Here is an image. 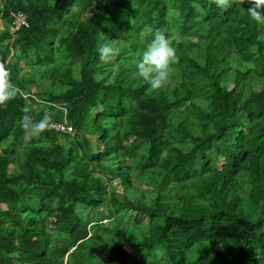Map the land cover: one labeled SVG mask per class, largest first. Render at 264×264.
Wrapping results in <instances>:
<instances>
[{
    "label": "trees",
    "instance_id": "1",
    "mask_svg": "<svg viewBox=\"0 0 264 264\" xmlns=\"http://www.w3.org/2000/svg\"><path fill=\"white\" fill-rule=\"evenodd\" d=\"M0 19V264H264V0Z\"/></svg>",
    "mask_w": 264,
    "mask_h": 264
},
{
    "label": "rangeland",
    "instance_id": "2",
    "mask_svg": "<svg viewBox=\"0 0 264 264\" xmlns=\"http://www.w3.org/2000/svg\"><path fill=\"white\" fill-rule=\"evenodd\" d=\"M151 7H152V1H148V2L142 7L141 12L144 13V12H146L147 10H149ZM81 17H82L83 20H85V19H87V18L89 17V15L87 14L86 11H83ZM138 20H139L140 22H143V21H144L143 16L140 15V16L138 17ZM0 27H5L4 24H3V21H2L1 19H0ZM8 29L11 30V27L8 28ZM12 30H13V29H12ZM12 30H11V31H12ZM13 34H14V33H13ZM21 65L23 66V63H21ZM240 89H241V84L239 83L238 85L235 86V91H236V92H240ZM262 89H263V83H262V82H261V83H258L257 85H255V86L253 87V90H254V91H259V90H262ZM32 90H33V92H37V91H38V88L36 87L35 84H33V88H32ZM25 97H26V99L29 100V102H33V95H27V96H25ZM34 105H35L36 108H44V107H45V104H44V103H39V102L34 103ZM134 140H135L134 138H130V139L126 140L125 143H128V142H129V143H132ZM219 164H220V162H217V163L215 164V166L217 167V166H219ZM118 189H120V184H118ZM105 212H106V214H107L108 217L111 216V213H110L111 211H110V209H106ZM152 259H155V260H156L155 257H153Z\"/></svg>",
    "mask_w": 264,
    "mask_h": 264
},
{
    "label": "built area",
    "instance_id": "3",
    "mask_svg": "<svg viewBox=\"0 0 264 264\" xmlns=\"http://www.w3.org/2000/svg\"><path fill=\"white\" fill-rule=\"evenodd\" d=\"M23 24H27V21H26V16L23 14V13H17L15 15V21L11 27V30H9L12 34L14 33V31L16 29H18L21 25ZM54 127L58 130H63V131H72V126H69V125H66V124H63V123H55L53 124Z\"/></svg>",
    "mask_w": 264,
    "mask_h": 264
}]
</instances>
